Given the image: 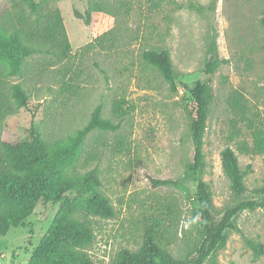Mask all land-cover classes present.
<instances>
[{"label":"rangeland","instance_id":"rangeland-1","mask_svg":"<svg viewBox=\"0 0 264 264\" xmlns=\"http://www.w3.org/2000/svg\"><path fill=\"white\" fill-rule=\"evenodd\" d=\"M93 4L102 11L85 26L75 14L83 16ZM55 10L70 45L66 58L55 51L34 54L21 60L16 74L0 62V139L15 144L39 135L49 145L66 143L100 107L101 117L120 127L91 132L68 173L82 177L97 169V190L113 217L88 216V195L81 190L66 194L78 219L91 226L88 256L94 264H115L122 250L138 252L145 234L155 232L173 263L189 259L200 238L193 184L154 187L151 179L183 180L193 156L194 106L186 87L200 82L211 90L201 180L209 186L215 219L234 203L221 166L226 147L243 172L245 198H257L264 154L244 155L236 146L250 144L251 130H264V0H0V28L10 36L21 20L35 29ZM106 32L104 47L85 48ZM146 50L168 52L172 84L142 59ZM213 58L224 63L206 74ZM14 85L27 97L24 107L12 96ZM234 91L242 97L241 112L229 106ZM116 102L127 113L114 114ZM61 204L38 202L22 225L0 235V264H29ZM233 224L237 230L226 232L205 264H264V209L240 212ZM247 241L261 244L262 254L255 256Z\"/></svg>","mask_w":264,"mask_h":264},{"label":"trees","instance_id":"trees-1","mask_svg":"<svg viewBox=\"0 0 264 264\" xmlns=\"http://www.w3.org/2000/svg\"><path fill=\"white\" fill-rule=\"evenodd\" d=\"M36 13V5H29ZM99 4H93L84 15L75 14L85 26L90 25L91 14L101 12ZM264 33V10L260 20ZM20 29L7 36L0 28V62L10 63V74L19 71L21 60L34 54L54 53L64 59L70 51L67 34L60 12L55 10L34 28H27L21 20ZM110 32L95 38L85 46L86 49L104 47L109 42ZM51 48L53 50H46ZM210 51L214 50L212 43ZM142 59L153 67L161 78L172 84L174 80L172 65L167 51L146 50ZM224 61L216 58L207 61L206 74H211ZM12 96L18 107H24L27 97L19 85L12 86ZM194 106V117L190 125V137L193 150L191 163L187 166L183 180H153L154 187L179 186L181 181L190 182L194 187V217L199 227V242L194 254L178 264H205L207 259L225 242L227 231H236L233 219L240 212L264 209V186L257 191L256 199L245 198L244 175L239 168L237 156L226 147L221 152L223 174L231 185L234 203L227 207L219 220L215 219L209 186L201 180L204 156L202 153L203 134L211 100L210 87L195 82L186 87ZM232 110L241 112L244 104L239 92L234 91L229 97ZM122 105L116 102L113 113L118 115ZM120 124H114L101 117V108L97 107L88 123L66 143L49 145L39 135L31 141L10 144L0 139V235L11 227L23 224L34 211L38 202H62L46 234L33 252L29 264H94L87 254L92 243L93 233L87 220L76 216L75 206L66 198V194L81 190L88 195L86 214L100 219L113 217V209L108 200L97 190L99 187L98 171L94 169L84 176L69 175L68 171L77 160L84 139L93 131L114 132ZM250 144L239 142L237 151L244 155L259 156L264 154V130L253 129ZM155 232H147L142 248L138 252L122 250L115 264H176L157 241ZM255 256L262 254L263 246L247 241Z\"/></svg>","mask_w":264,"mask_h":264}]
</instances>
